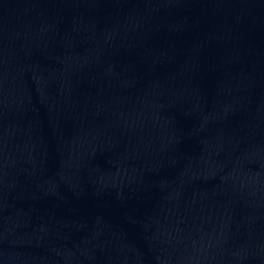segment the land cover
<instances>
[{
    "label": "water",
    "instance_id": "obj_1",
    "mask_svg": "<svg viewBox=\"0 0 264 264\" xmlns=\"http://www.w3.org/2000/svg\"><path fill=\"white\" fill-rule=\"evenodd\" d=\"M0 264H264V0H0Z\"/></svg>",
    "mask_w": 264,
    "mask_h": 264
}]
</instances>
